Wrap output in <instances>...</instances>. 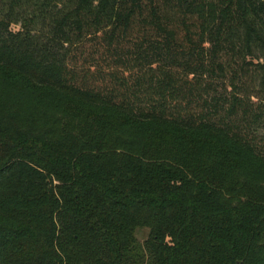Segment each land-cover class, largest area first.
I'll return each mask as SVG.
<instances>
[{
  "label": "trees",
  "instance_id": "16d2710c",
  "mask_svg": "<svg viewBox=\"0 0 264 264\" xmlns=\"http://www.w3.org/2000/svg\"><path fill=\"white\" fill-rule=\"evenodd\" d=\"M263 116L264 0H0V264H264Z\"/></svg>",
  "mask_w": 264,
  "mask_h": 264
},
{
  "label": "rangeland",
  "instance_id": "374dc122",
  "mask_svg": "<svg viewBox=\"0 0 264 264\" xmlns=\"http://www.w3.org/2000/svg\"><path fill=\"white\" fill-rule=\"evenodd\" d=\"M254 131L258 134L264 135V116L257 123V125L254 126ZM135 238H136L137 243L140 246H143L144 243L146 242L147 238H148V229H146V228L137 229L135 232Z\"/></svg>",
  "mask_w": 264,
  "mask_h": 264
}]
</instances>
